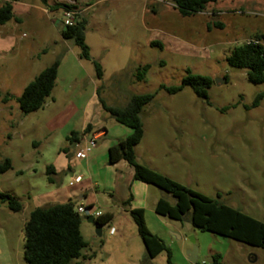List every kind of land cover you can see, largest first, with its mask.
<instances>
[{
    "label": "rangeland",
    "instance_id": "1",
    "mask_svg": "<svg viewBox=\"0 0 264 264\" xmlns=\"http://www.w3.org/2000/svg\"><path fill=\"white\" fill-rule=\"evenodd\" d=\"M9 1L0 0V8ZM18 1L20 21L0 25V163L9 159L13 167L0 174V192L15 195L23 210L15 213L0 203V264H27L25 224L42 206V195L56 187L46 165L57 159L77 120L87 113L106 126L108 142L127 128L102 103L126 108L134 95H156L142 114L143 165L264 223V98L253 106L264 84L250 83L245 70L227 61L248 41L264 43V0H218L187 17L173 0ZM57 5H72L88 20L85 43L93 61L81 59L74 41L63 39L65 11L55 10ZM56 60L60 67L52 94L41 110L23 115L16 99ZM93 62L102 67L101 80ZM146 65L150 70L138 81V69ZM187 71L212 79L209 103L191 87L176 94L160 90L181 86ZM218 79L225 83L216 84ZM72 179L69 173L64 184ZM147 216L148 229L165 242L170 256L148 258L132 217L115 212L116 236L107 224L97 236L96 226L82 215L81 233L95 257L80 263L210 264L219 254L225 264H264V249L195 229L190 214L182 221L160 217L161 222L154 211ZM191 238L196 263L189 256Z\"/></svg>",
    "mask_w": 264,
    "mask_h": 264
},
{
    "label": "trees",
    "instance_id": "2",
    "mask_svg": "<svg viewBox=\"0 0 264 264\" xmlns=\"http://www.w3.org/2000/svg\"><path fill=\"white\" fill-rule=\"evenodd\" d=\"M12 0L5 2L0 8V25H5L14 20H20L15 16ZM218 0H173L183 17L203 12L211 3ZM46 2V0H44ZM55 10L63 9L65 12L76 8L72 5H57ZM88 20L80 14L76 23L65 26L61 32L64 40H72L81 49V59L93 61L89 47L85 43V34ZM153 45L155 43H152ZM228 64L235 70H245L247 80L253 84H264V45L244 43L237 47L227 58ZM97 78L103 77L102 67L93 62ZM59 60L44 69L30 84L26 86L22 95L16 99L23 115L41 110L46 99L52 94L55 87ZM150 70L146 65L138 69L137 80L144 81ZM213 85L212 79L194 75L187 71L179 87H167L162 85L160 90L169 94H176L185 87H191L194 94L207 100L208 91ZM99 90L97 92V96ZM152 93L134 95L126 108L106 106L103 108L118 124L132 130V135L109 149V162L116 164L125 161L133 169L134 178L142 183L155 186L163 192L171 195L175 203L171 204L166 199H160L155 206V213L175 221H182L186 215L191 216V223L195 229L202 232H210L228 239H232L253 247L264 249V223L257 221L239 210L226 206L205 195H202L186 186H183L152 170L146 165L140 164L136 157V147L142 142L145 132L142 114L144 108L155 100ZM264 98V93L257 95L254 107H258ZM89 132V129L85 133ZM81 133H72L67 141L72 145L82 137ZM12 162L9 159L0 163V174L12 170ZM52 167L47 168L49 181ZM0 203L6 204L15 213L23 210V204L11 193L0 192ZM130 200L123 203L129 205ZM77 203L68 201L64 204L48 205L35 208L29 216L24 227V260L27 264H81L87 260L84 254L89 249V242L81 233L83 223L82 215L77 212ZM130 215L137 227L138 234L145 246L148 258L153 259L163 252L170 256V250L165 242L153 234L147 227L145 212L143 209H132ZM98 226L107 224V217L95 220ZM210 264H225L222 256H212Z\"/></svg>",
    "mask_w": 264,
    "mask_h": 264
},
{
    "label": "crops",
    "instance_id": "3",
    "mask_svg": "<svg viewBox=\"0 0 264 264\" xmlns=\"http://www.w3.org/2000/svg\"><path fill=\"white\" fill-rule=\"evenodd\" d=\"M15 3L19 4V1L13 2L14 13L16 8ZM63 29H61V32ZM77 123V125L71 128L68 136H66V143L59 148L57 159L53 164L46 165V175L47 168L52 167L50 175L52 183L50 181L49 183L55 184L56 187L42 195V206L35 208L74 201L77 203V207L84 206L102 212L107 217V225L110 228H115L113 226L116 221L115 212H124L126 215H130V210L132 209H143L147 223V213L152 216L157 202L160 199H165L163 194H158L157 189H155L156 187L135 180L133 169L127 162L119 161L116 164L109 162V149L131 136L132 130L123 126L127 129L119 130V134L116 137L106 142V138L109 135L106 126H103L99 122L95 124L93 117L87 113L79 118ZM87 129H89V132L85 133ZM72 133H81L83 135L79 138L78 142L71 145L67 141V138ZM93 133H99L96 148L87 159H74L75 145L77 143L83 145L84 140L89 139ZM141 143L135 150L137 161L143 164L146 151L141 148ZM113 165H115V168L111 169ZM144 165L151 167L149 164ZM152 169L155 170L154 168ZM69 173L73 179L68 184H64L65 178ZM78 176H81L82 180L80 183H75L74 180ZM128 200H130L129 205H123ZM160 217L156 214L155 218L157 222L163 220ZM117 232L118 230L115 228V233L112 236H116ZM89 245L91 246L90 243ZM90 246L87 249L89 251H85L84 253L87 261L95 257V253L90 252Z\"/></svg>",
    "mask_w": 264,
    "mask_h": 264
},
{
    "label": "built area",
    "instance_id": "4",
    "mask_svg": "<svg viewBox=\"0 0 264 264\" xmlns=\"http://www.w3.org/2000/svg\"><path fill=\"white\" fill-rule=\"evenodd\" d=\"M78 15L79 13H77L75 10L65 12V18H66L65 26H71L75 24ZM247 44L264 45V43L261 42L260 40L248 41ZM98 139H99V133H93L89 139L84 140L83 145H81V143H77L75 145L76 151L74 152L75 158L77 160L87 159L89 155L92 153V151L96 148ZM81 180H82V177L78 176L75 178L74 181L75 183H80ZM77 212L80 215H86L87 217H93L94 220L104 217L102 212L96 211L91 208H86L84 206L78 207ZM114 233H115V228H110V234L113 235Z\"/></svg>",
    "mask_w": 264,
    "mask_h": 264
},
{
    "label": "water",
    "instance_id": "5",
    "mask_svg": "<svg viewBox=\"0 0 264 264\" xmlns=\"http://www.w3.org/2000/svg\"><path fill=\"white\" fill-rule=\"evenodd\" d=\"M224 83H225V80L224 79H218V80H216V84H224ZM86 219H87L88 223L96 226V234H97V236L101 237L102 236L103 226H98L93 217H87ZM191 241L194 244V248H193L192 251L189 252V256H190V260L191 261H194L196 263L197 262L198 249L195 246V240H194V238H191Z\"/></svg>",
    "mask_w": 264,
    "mask_h": 264
}]
</instances>
